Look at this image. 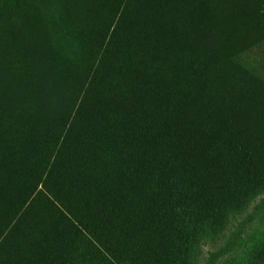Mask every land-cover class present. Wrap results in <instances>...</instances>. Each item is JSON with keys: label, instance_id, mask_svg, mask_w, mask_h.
Segmentation results:
<instances>
[{"label": "rangeland", "instance_id": "1", "mask_svg": "<svg viewBox=\"0 0 264 264\" xmlns=\"http://www.w3.org/2000/svg\"><path fill=\"white\" fill-rule=\"evenodd\" d=\"M187 65L181 80L189 90L170 86L171 72ZM136 74L147 80L144 88L165 79L173 101L183 100L170 121L177 125L138 138L144 147L132 165L149 187L132 169L123 176L113 169L129 129L94 138L90 125L104 87L121 88ZM22 92L31 95L35 118L23 122L17 154L8 156L2 144L9 137L0 133V264H107L89 233L112 250V262L132 264L120 227L107 222L109 198H127L125 183L133 181L147 197L167 162L155 154L158 145L168 156L187 137L199 142L211 130L224 143L232 194L212 212L196 207L193 221L178 185L174 194L159 190L170 224L201 223L195 247L169 243L167 258L245 264L264 253V0H0V125L18 119ZM122 115L126 121L134 113L123 106ZM185 190L198 193L191 184Z\"/></svg>", "mask_w": 264, "mask_h": 264}, {"label": "trees", "instance_id": "2", "mask_svg": "<svg viewBox=\"0 0 264 264\" xmlns=\"http://www.w3.org/2000/svg\"><path fill=\"white\" fill-rule=\"evenodd\" d=\"M20 62H22L20 59L16 61V63ZM189 66L187 65L184 70H181L180 75H176L173 73L174 71L171 72L173 76L169 80L170 86L185 85L183 89L189 90L191 86L182 84L181 80L189 73ZM146 81L141 78L140 74H136L132 81L126 82L121 88L107 84L103 89L101 102L99 101V107L95 111L90 125L94 138L97 132L121 133L129 129L131 138L127 139L126 146L122 148V155L119 161L114 163L113 169L116 176L127 175L132 169V176H137L139 179L142 177L140 180L145 181L149 187L151 183L148 179H145L144 175H139L142 168L139 171L137 168L133 169L132 165V162L137 158L135 157L137 147H144L140 144L139 139L158 137V133L173 120V113L176 114L174 106L180 105L183 100L180 103L177 102L180 99L173 101V92L168 89L167 85H163L165 79L159 81L156 78L152 84L151 80L146 85L148 88H144ZM25 95H28L27 92H22L16 100L18 107L14 113L17 114L18 119L16 121L11 119V121L8 120L0 125V133L5 130L4 135L9 137V139L6 138L7 143L2 144L7 150L8 156H14L17 154L15 150L22 147L19 139L26 133L23 122H31L30 119L35 118V114L32 116V111L28 110L30 108L29 96L31 95L29 94L26 100ZM186 103L190 104V101L187 100ZM123 106L131 107L134 113L130 118L127 116L126 121L123 120V115L119 119L120 108ZM123 110H121V114H123ZM180 113L187 116L188 109L180 108L178 114ZM7 123L9 124L7 125ZM173 125H177L175 121L171 123V127ZM198 136L199 133H197ZM223 145L224 143L220 141L215 130L202 134L199 142H193L192 137H187L182 141L180 147L175 145L173 148H169L173 152H170L168 156L165 155L167 151L162 149L165 146L159 144L155 154H160L167 162L156 171L157 178L154 185L152 184L154 191L148 190L147 197H144L140 184L136 186L135 181L126 182L125 188L129 195L127 198L124 194L122 197L115 196L112 199L113 204L109 198L106 207L107 222L109 225L114 222L118 225L117 228L120 227V231L117 233L118 241L127 248H132V264H170L167 258V245L176 241H187L189 249L195 247L201 223H194L191 226L185 223L170 224L169 216L164 211L162 212L163 208L159 199H156V193L162 189L174 194L177 191L174 186L178 185L179 192H176V195L184 206L187 218L195 220L196 207L212 212L211 208L213 209L218 200L229 199V195L232 194L230 180L232 168L226 163V153L220 154L219 152V148ZM159 148L161 149L159 150ZM22 155L26 154L22 153ZM188 184L196 187L198 193L189 194L185 190ZM135 209L136 211L133 212ZM88 237L96 245L93 251L96 256L106 261L107 264H115L110 256L112 250L100 247L94 240L95 233H89ZM217 257V254L212 255V259ZM122 264L128 263L123 262ZM245 264H264V253Z\"/></svg>", "mask_w": 264, "mask_h": 264}]
</instances>
